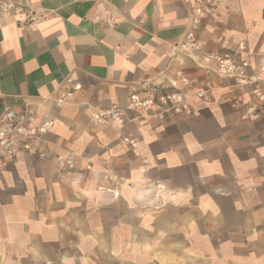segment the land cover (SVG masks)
<instances>
[{
  "label": "crops",
  "instance_id": "crops-1",
  "mask_svg": "<svg viewBox=\"0 0 264 264\" xmlns=\"http://www.w3.org/2000/svg\"><path fill=\"white\" fill-rule=\"evenodd\" d=\"M14 1L38 19L0 16V115L25 106L51 128L0 168V264H264V116L243 117L230 104L249 94L199 65L248 49L259 71L264 0H216L202 50L175 59L203 0H112V28L94 20L102 0ZM208 79L190 113L92 118L132 91L176 80L191 97Z\"/></svg>",
  "mask_w": 264,
  "mask_h": 264
},
{
  "label": "built area",
  "instance_id": "built-area-1",
  "mask_svg": "<svg viewBox=\"0 0 264 264\" xmlns=\"http://www.w3.org/2000/svg\"><path fill=\"white\" fill-rule=\"evenodd\" d=\"M107 4L104 16L97 15L96 22H102L107 28L115 27L117 23L116 9L112 0H102ZM217 7L216 0H203L201 5L196 6L189 18V25L181 39L170 45L168 57L175 59L179 55L186 56L198 53L202 50V42L198 38L197 30L202 21L212 13ZM9 13L24 16V21L33 23L37 21V16L33 10L26 8L21 3L14 0H0V16ZM247 43L241 41L237 49L243 51L247 49ZM248 58L235 59L227 54L213 50L202 55L199 59L201 66L213 67V73L219 78L231 79L233 85L242 87L250 96L246 101L241 96H237L231 101V107L238 104L242 106L241 113L245 118H253L256 115L264 116V81L259 72H264V66L257 71L247 49ZM182 85H189L187 77L180 79ZM178 81L171 80L167 87L153 86L146 93L132 91L125 104L111 103L92 113L94 121L100 124L118 123L124 120L126 113L131 112L136 117L155 116L164 118L169 115L190 113L192 99L208 102L210 92L214 87L211 79L204 83V87L197 90L191 97L186 92L178 89ZM62 103V99L57 100ZM51 128V121L39 118L27 107H8L0 115V168L9 160L15 159L20 152H31L35 149V143L44 139V135ZM134 145V140L125 138ZM58 164L61 168L72 169L73 161L60 159Z\"/></svg>",
  "mask_w": 264,
  "mask_h": 264
},
{
  "label": "bare ground",
  "instance_id": "bare-ground-1",
  "mask_svg": "<svg viewBox=\"0 0 264 264\" xmlns=\"http://www.w3.org/2000/svg\"><path fill=\"white\" fill-rule=\"evenodd\" d=\"M146 189V188H145ZM102 190V189H101ZM158 204V203H157ZM159 205V204H158ZM162 206V205H161ZM155 207V206H154ZM158 208V207H157Z\"/></svg>",
  "mask_w": 264,
  "mask_h": 264
}]
</instances>
